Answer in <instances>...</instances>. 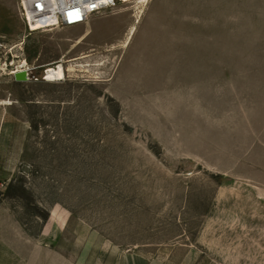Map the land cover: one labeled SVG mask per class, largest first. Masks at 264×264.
I'll return each instance as SVG.
<instances>
[{
	"label": "rangeland",
	"instance_id": "1",
	"mask_svg": "<svg viewBox=\"0 0 264 264\" xmlns=\"http://www.w3.org/2000/svg\"><path fill=\"white\" fill-rule=\"evenodd\" d=\"M89 21L0 0V264H264V0Z\"/></svg>",
	"mask_w": 264,
	"mask_h": 264
},
{
	"label": "built area",
	"instance_id": "2",
	"mask_svg": "<svg viewBox=\"0 0 264 264\" xmlns=\"http://www.w3.org/2000/svg\"><path fill=\"white\" fill-rule=\"evenodd\" d=\"M151 0H19L20 12L30 31L76 26L119 6L144 7ZM45 77L43 75L42 79Z\"/></svg>",
	"mask_w": 264,
	"mask_h": 264
},
{
	"label": "bare ground",
	"instance_id": "3",
	"mask_svg": "<svg viewBox=\"0 0 264 264\" xmlns=\"http://www.w3.org/2000/svg\"><path fill=\"white\" fill-rule=\"evenodd\" d=\"M140 17H141V14H139V12H138L136 14V16H135V23L139 22ZM135 23H133L130 26L129 31H128V34L126 35L125 39L123 40L121 46H126L127 43H128V41H129V39L131 38L132 34L135 32V30H136V24ZM89 34H90V31L87 30L86 32H84L83 34H81L82 36L76 42L80 43ZM64 58H65V56H64ZM22 69H19L18 68L16 70L11 71V73H17V72H19ZM44 75H45V77L43 78V80H45V81L61 80V79H63L65 77V70L63 68V65L58 62V63H56V65H49L47 67V70H45Z\"/></svg>",
	"mask_w": 264,
	"mask_h": 264
},
{
	"label": "water",
	"instance_id": "4",
	"mask_svg": "<svg viewBox=\"0 0 264 264\" xmlns=\"http://www.w3.org/2000/svg\"><path fill=\"white\" fill-rule=\"evenodd\" d=\"M15 76L18 79H27L26 78V72H24V71H19V72L15 73Z\"/></svg>",
	"mask_w": 264,
	"mask_h": 264
}]
</instances>
